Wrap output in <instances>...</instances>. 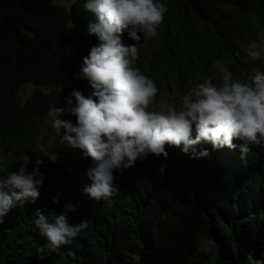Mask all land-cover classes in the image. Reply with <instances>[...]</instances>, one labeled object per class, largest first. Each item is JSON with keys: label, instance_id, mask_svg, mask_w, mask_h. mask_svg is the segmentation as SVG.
<instances>
[{"label": "trees", "instance_id": "trees-1", "mask_svg": "<svg viewBox=\"0 0 264 264\" xmlns=\"http://www.w3.org/2000/svg\"><path fill=\"white\" fill-rule=\"evenodd\" d=\"M52 1L0 0V151L8 158L0 174L18 169L22 157L28 155L29 170L40 159L39 170L45 177L36 201L13 208L5 221L11 226L0 230V264H71L58 251L37 253V247L46 240L30 220L37 208L46 214L60 213L69 203L76 206L68 213L69 222L76 224L86 218L89 226L85 232L96 243L84 264H147L146 258H141L150 248L154 249L156 264L264 261V146L252 147L245 157L234 159H219L209 151L211 160L205 163L215 168L209 181L201 180L212 187L216 179V189L236 201L229 206L214 194L199 201L187 199L178 188L184 178L182 168L188 171L199 160H191L178 148L168 147L164 168L158 171L157 160L137 161L117 178L120 191L109 206L131 211L144 203L141 226L87 209L74 188L56 187L58 180L70 186L69 169L31 145V135L57 95L66 106L65 97L73 90L82 93L84 83L78 78L81 64L77 60L97 44V38L86 33L92 14L83 9L85 0H74L69 6L52 5ZM163 2L168 10L158 27L159 34L142 39L135 64L156 82L153 108L161 98L178 104L189 81L202 83L207 77H215V70L206 68L220 57L231 60L234 74H243L245 80L254 69L264 71L260 61H251L241 48L249 40L264 42V0ZM224 16L227 20L222 28ZM123 38L126 44L133 43L126 33ZM25 85H31L32 91L21 99L19 88ZM62 119L76 121L70 114ZM132 168V174L127 175ZM202 242L212 243V249L198 253Z\"/></svg>", "mask_w": 264, "mask_h": 264}, {"label": "clouds", "instance_id": "clouds-1", "mask_svg": "<svg viewBox=\"0 0 264 264\" xmlns=\"http://www.w3.org/2000/svg\"><path fill=\"white\" fill-rule=\"evenodd\" d=\"M73 1L66 5L53 0L52 5L69 6ZM82 7L92 14L86 33L97 38V44L86 54L81 53L77 60L81 64L78 78L84 83L82 93L73 90L65 97L66 106L57 95L31 135L30 144L41 150L39 127L50 118V126L60 137V143L78 149L79 161L74 165L52 160L42 152L69 169L70 186L58 180L56 187L74 188L87 209H96L115 221L141 226L144 203L131 211L123 206H109L120 191L117 178L137 161L154 159L158 161L156 171L164 168L166 150L173 146L191 160H199L188 171L182 168L185 173L178 188L187 199L199 201L214 194L228 206L235 204V200L216 189L213 185L216 179L211 187L201 178L209 181L215 168L205 163L211 160L209 151L219 159H234L245 157L252 147L264 146V71L254 69L245 80L243 74L239 77L234 74L231 60L220 57L206 68L214 69L215 77H207L202 83L189 81L188 90L179 97L178 104L153 110L150 106L158 92L156 82L135 64L142 39L158 36L168 5L163 0H85ZM226 20V16L220 20L222 28ZM124 33L132 44H126ZM241 48L251 61L264 63V42L249 40ZM68 56L71 58V53ZM25 86L30 90L22 96L24 86H21V99L32 91L31 85ZM65 114L74 116L75 123L63 120ZM18 149L15 145L14 150ZM22 160L18 169L0 174V230L11 226L5 221L13 208L36 201L44 184V174L39 170L42 161L36 159L29 170L30 157L25 155ZM6 164V158L0 156V172ZM221 165L216 168V178ZM132 170L126 174H132ZM53 202H57L56 198ZM75 210L71 203L60 213L35 210L31 224L46 240L37 247L38 254L58 251L71 264L85 263L96 243L85 232L89 226L86 218L76 224L69 222L68 213ZM211 245L200 243L198 253L209 252ZM153 253V248L148 249L141 260L146 258L147 264H156ZM259 262L264 264L263 260Z\"/></svg>", "mask_w": 264, "mask_h": 264}, {"label": "rangeland", "instance_id": "rangeland-1", "mask_svg": "<svg viewBox=\"0 0 264 264\" xmlns=\"http://www.w3.org/2000/svg\"><path fill=\"white\" fill-rule=\"evenodd\" d=\"M73 0H58L59 3H63L68 5L69 2ZM261 65L264 67V63L260 61ZM30 90L29 86H24L21 89L22 96H25ZM156 100L153 101V104H155ZM151 105V109L153 110H163L166 109L167 106L171 104H175V101L172 102L168 98H161L157 101V108H153ZM51 121L50 118L47 120L44 124H41L39 127L40 130V138H39V146L42 152H44L50 159L52 160H59L63 161L69 165L76 164L78 159V149L71 148L67 146L66 144L60 143V137L55 134V131L50 126ZM7 154L0 153V156H3L8 160ZM205 243V242H203Z\"/></svg>", "mask_w": 264, "mask_h": 264}]
</instances>
